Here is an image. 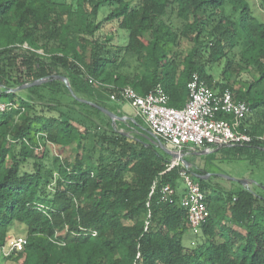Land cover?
<instances>
[{
    "label": "trees",
    "instance_id": "1",
    "mask_svg": "<svg viewBox=\"0 0 264 264\" xmlns=\"http://www.w3.org/2000/svg\"><path fill=\"white\" fill-rule=\"evenodd\" d=\"M112 24L127 34L124 45L96 38ZM222 63L216 79L210 71ZM245 72L252 81L235 89ZM194 73L252 110L240 123L251 142L215 146L202 155L204 168L184 153L210 212L199 234L163 141L111 100L128 86L145 96L161 85L169 107L182 109ZM0 87V98L15 105L0 114V251L23 228L24 250L9 255L16 264H264L263 183H215L219 153L254 166L264 160V20L247 0H0ZM67 149L73 160L63 158ZM167 184L172 202L161 200Z\"/></svg>",
    "mask_w": 264,
    "mask_h": 264
},
{
    "label": "built area",
    "instance_id": "2",
    "mask_svg": "<svg viewBox=\"0 0 264 264\" xmlns=\"http://www.w3.org/2000/svg\"><path fill=\"white\" fill-rule=\"evenodd\" d=\"M86 79L95 87H110L90 76ZM187 87L189 97L182 109L169 107V97L161 85L145 96L139 95L128 86L114 92L111 100L129 105L134 114L146 122L152 136L163 141V146L176 155V158L171 157L168 170L175 167L181 169L180 179L185 191L180 203L188 211L191 230L199 234L210 212L206 194L191 174L190 165L185 164L184 153L206 154L215 146H232L251 142L252 137L245 131H240V123L252 114V110L246 102L237 101L229 89L218 94L209 88L196 73L192 74ZM14 107L15 105L10 102L0 101V114ZM220 115H229L233 117L234 122L219 119ZM155 188L156 183L152 186L151 194L154 193ZM160 194L163 202H172L176 191L167 184L161 188ZM26 244V237H10L7 246L11 252H19L24 250Z\"/></svg>",
    "mask_w": 264,
    "mask_h": 264
},
{
    "label": "rangeland",
    "instance_id": "3",
    "mask_svg": "<svg viewBox=\"0 0 264 264\" xmlns=\"http://www.w3.org/2000/svg\"><path fill=\"white\" fill-rule=\"evenodd\" d=\"M247 2L254 11V14L256 13V15L261 20H264V0H247ZM110 11L111 8L107 7L105 11L101 13L99 19H103ZM106 37H112V39H114L113 43L119 46H122L127 42L126 41L127 34L121 29L117 28L116 24L108 25L106 26V28H104L103 30L99 31L96 34V38L102 41H104ZM240 48L238 49V51L240 50ZM189 49H190V44L188 43L187 40H183L180 45V50H182V52H187ZM224 65L225 64L222 63L219 66L213 67L210 73H212L216 79H219L222 76ZM21 74H22L21 80L26 78L24 76V72L22 71V69H21ZM253 77H254L253 72H245L241 74L240 76H238V78H236L235 89H237L239 86L246 87L248 83L252 81ZM20 91L22 90H19V93ZM4 100L5 98H0V101H4ZM124 113L129 117L132 118L134 117L133 112L131 113L124 112ZM52 149H53V153L57 155V152L54 150V148ZM192 154H195L196 156L194 158V164L201 168H204V166H206L205 165L206 161L202 157V155L204 154L190 153L189 155H186V157L188 156L190 158L192 157ZM232 155H233L232 153L224 154V152L218 154L219 161L218 160L215 161V165L217 166V169H219L217 175L220 178L216 179L215 183L219 184L220 187L225 190H231L236 187L235 184L232 183V180L234 179L244 180L245 182H247V185L245 186L251 190L257 188V186L259 187V185L262 183L264 187V179L259 177V174H261L262 172L260 168L264 166V160H261L260 159L261 157L256 159L258 165V166L256 165L257 166L256 167L254 166V164L251 165L246 158L238 159L237 157L235 158ZM74 157H75V151L72 149H67L65 151V154L63 155V158H70L71 160H73ZM181 190L182 189H180V193ZM254 191L256 192L257 190ZM20 236L25 237V233L23 231V228L18 227L17 229H14L10 232L9 238L20 237ZM191 238H192L191 234L185 235L183 243L189 246L190 244L189 242ZM10 253L11 250L9 249L8 246H6L4 250L0 251V264H16L11 258H9Z\"/></svg>",
    "mask_w": 264,
    "mask_h": 264
},
{
    "label": "water",
    "instance_id": "4",
    "mask_svg": "<svg viewBox=\"0 0 264 264\" xmlns=\"http://www.w3.org/2000/svg\"><path fill=\"white\" fill-rule=\"evenodd\" d=\"M63 82L69 87V83L67 81V79L65 77H61ZM43 80L41 81H37V82H34L32 84H27V85H22L19 90H23L25 88H28V87H32V86H35L39 83H41ZM71 90V89H70ZM98 107V106H97ZM102 112L106 113L109 117L113 118V119H122V118H119L117 115H115L114 113L108 111L107 109L105 108H102V107H98ZM162 145V148L170 155V157H173V158H176V155L172 154V152H170L169 150H167L163 144ZM185 164L189 165L186 161H185ZM233 181H236V182H240L241 184L243 185H247V182H245L244 180H236L234 179Z\"/></svg>",
    "mask_w": 264,
    "mask_h": 264
},
{
    "label": "crops",
    "instance_id": "5",
    "mask_svg": "<svg viewBox=\"0 0 264 264\" xmlns=\"http://www.w3.org/2000/svg\"><path fill=\"white\" fill-rule=\"evenodd\" d=\"M0 89H2V88L0 87ZM18 92H19V91H18ZM19 94H21L22 96H25L23 90L20 91ZM123 112H126V113H131V112H133V113H134V111L132 110V108H131L129 105H127V104L123 105ZM127 116H128V115H127ZM134 116H135V114H134ZM128 117H129V116H128ZM130 118H132V117H130Z\"/></svg>",
    "mask_w": 264,
    "mask_h": 264
}]
</instances>
